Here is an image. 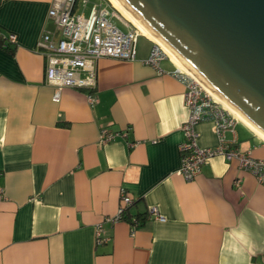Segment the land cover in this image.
Returning <instances> with one entry per match:
<instances>
[{
    "label": "crops",
    "instance_id": "0c3cea01",
    "mask_svg": "<svg viewBox=\"0 0 264 264\" xmlns=\"http://www.w3.org/2000/svg\"><path fill=\"white\" fill-rule=\"evenodd\" d=\"M52 1L0 0V34L16 35L0 47V264H264V185L222 156L179 172L185 85L169 57L143 62L152 40L138 37L133 60L98 59L90 92L54 99L37 47ZM194 128L199 147L219 144L214 121ZM224 138L264 158L239 118ZM122 192L129 217L111 221Z\"/></svg>",
    "mask_w": 264,
    "mask_h": 264
},
{
    "label": "water",
    "instance_id": "95a60500",
    "mask_svg": "<svg viewBox=\"0 0 264 264\" xmlns=\"http://www.w3.org/2000/svg\"><path fill=\"white\" fill-rule=\"evenodd\" d=\"M264 138V0H112Z\"/></svg>",
    "mask_w": 264,
    "mask_h": 264
},
{
    "label": "built area",
    "instance_id": "2783aa9c",
    "mask_svg": "<svg viewBox=\"0 0 264 264\" xmlns=\"http://www.w3.org/2000/svg\"><path fill=\"white\" fill-rule=\"evenodd\" d=\"M87 2L88 0H83V6ZM111 9L112 11L106 9L102 4H93L85 16L84 10L77 11V0L52 1L47 18L52 21L54 27L43 30L37 47L46 60L45 80L56 88L54 99L58 98L63 87L80 89L93 87L96 63L102 57L135 59L140 32L135 25L123 19L113 7ZM108 16L119 19L128 30L121 31ZM7 40L15 42L16 35L10 34ZM166 57L160 45L154 42L147 59L143 62L159 69V61ZM175 75L185 85L184 104L188 111L181 127L185 139L180 146L182 164L179 172L187 180H191L200 173L202 165L215 156H222L226 161H236L240 170L250 172L258 183L264 185V158H254L249 153L240 151L234 142H228L224 138V132L233 127L236 117L178 67ZM204 120H213L216 124L219 135V144L216 147L201 148L197 144L194 126ZM101 137L103 139L107 137L106 140H109L112 134ZM236 183H239V180H236ZM132 203V198L122 192L117 215L109 220L122 219L126 208ZM151 212L155 219L165 220L156 207H152ZM134 222L137 223L136 220ZM101 229V224H98L96 227L98 239Z\"/></svg>",
    "mask_w": 264,
    "mask_h": 264
},
{
    "label": "rangeland",
    "instance_id": "374dc122",
    "mask_svg": "<svg viewBox=\"0 0 264 264\" xmlns=\"http://www.w3.org/2000/svg\"><path fill=\"white\" fill-rule=\"evenodd\" d=\"M93 4H102V6H104L106 9L112 11L111 7H113V6L110 4V2L108 0H88V2L85 4V6H83V0H78V11L80 12L81 10H84V14H85V16H87L88 13H89V10H90V8L92 7ZM113 9H115V8H113ZM108 19L110 21H112L113 24H115L116 27L119 28L121 31L126 32L128 30V27H126L123 23H121V21H119L117 18H114L112 16H108ZM139 36H143L141 32H140V35ZM143 37L146 38L145 36H143ZM142 41L143 40L140 38V42L141 43H142ZM153 44H154V42H153ZM222 107L226 111H228L231 115H233L228 109H226V107L224 105H222ZM233 116H235V115H233ZM236 120H237V117H236Z\"/></svg>",
    "mask_w": 264,
    "mask_h": 264
},
{
    "label": "bare ground",
    "instance_id": "6f19581e",
    "mask_svg": "<svg viewBox=\"0 0 264 264\" xmlns=\"http://www.w3.org/2000/svg\"><path fill=\"white\" fill-rule=\"evenodd\" d=\"M110 2V4L115 8V10L119 13V15H121L124 19H126L127 21L131 22L133 25H135L138 30L142 33L143 36L147 37L148 39L152 40L153 42H155L144 30H142L139 26H137L130 18H128L120 9L119 7L112 1V0H108ZM157 43V42H155ZM158 44V43H157ZM159 45V44H158ZM161 47V46H160ZM162 49V48H161ZM163 50V49H162ZM164 51V50H163ZM164 53L167 55V57H169V59L172 60L171 56H169L165 51ZM173 61V60H172ZM174 63H176L175 61H173ZM176 65L179 67L180 70L184 71L185 73H187L191 78H193L195 80V82H197L208 94H210L201 84L200 82L193 76L191 75L188 71H186L183 67H181L180 65H178L176 63ZM212 97H214L212 94H210ZM215 99H217L216 97H214ZM218 102H220L222 105H224L226 107V109H228L233 115H235L237 118H239L240 120H242L240 117H238L230 108H228L222 101H220L219 99H217ZM243 121V120H242ZM257 133V132H256ZM263 138V137H262ZM264 139V138H263Z\"/></svg>",
    "mask_w": 264,
    "mask_h": 264
},
{
    "label": "trees",
    "instance_id": "16d2710c",
    "mask_svg": "<svg viewBox=\"0 0 264 264\" xmlns=\"http://www.w3.org/2000/svg\"><path fill=\"white\" fill-rule=\"evenodd\" d=\"M10 34H13V33H9L7 36H9ZM14 42H10L7 40V37H2L1 34H0V47H2L3 49L7 50L8 52H12L14 50ZM83 91H89L90 92V89L89 88H81ZM126 212L124 213V216L123 218L124 219H127L129 216L128 215H125ZM137 223L134 222V220L132 221V218L130 221H132L133 224L136 225V227L140 226L145 218V216L143 214H138L135 216Z\"/></svg>",
    "mask_w": 264,
    "mask_h": 264
},
{
    "label": "clouds",
    "instance_id": "9594fccd",
    "mask_svg": "<svg viewBox=\"0 0 264 264\" xmlns=\"http://www.w3.org/2000/svg\"><path fill=\"white\" fill-rule=\"evenodd\" d=\"M114 8V7H113Z\"/></svg>",
    "mask_w": 264,
    "mask_h": 264
}]
</instances>
